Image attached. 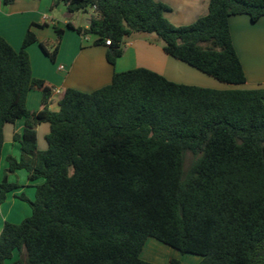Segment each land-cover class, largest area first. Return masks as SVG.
<instances>
[{
	"label": "trees",
	"instance_id": "16d2710c",
	"mask_svg": "<svg viewBox=\"0 0 264 264\" xmlns=\"http://www.w3.org/2000/svg\"><path fill=\"white\" fill-rule=\"evenodd\" d=\"M16 0H2L9 6ZM69 14L94 9L88 28L114 66L123 42L155 34L171 57L228 85L246 75L234 48L230 18L264 17V0H210L207 15L188 26L165 16L155 0H53ZM57 41L41 43L55 61ZM29 31L16 51L0 37V161L4 127L25 119L20 160L9 156L0 183V204L19 187L8 176L28 172L35 200L24 193L31 216L6 222L0 264H155L141 258L148 239L199 264H264V91L218 90L172 82L137 68L115 73L91 93L68 88L57 112L52 90L32 75ZM51 45L52 50L47 46ZM107 46V45H106ZM42 90V107L31 112L27 97ZM48 123V148L39 150L36 127ZM196 158L184 171L186 153ZM169 264H181L171 259Z\"/></svg>",
	"mask_w": 264,
	"mask_h": 264
},
{
	"label": "crops",
	"instance_id": "0c3cea01",
	"mask_svg": "<svg viewBox=\"0 0 264 264\" xmlns=\"http://www.w3.org/2000/svg\"><path fill=\"white\" fill-rule=\"evenodd\" d=\"M167 5L170 10L166 18L175 26H188L199 18L207 15L210 0H155ZM53 0H16L7 6L0 0V37L5 39L14 50L22 48L26 34L31 31L37 39L27 48L30 57L32 75L43 80L52 90L50 110H59V101L66 89L71 88L85 93L96 91L112 82L115 73L137 68L154 71L166 79L183 85L226 90L241 89L264 91V17L252 22L249 16L239 15L230 18V32L234 48L244 68L246 83L243 85H228L208 76L197 69L181 62L164 49L162 42L156 37L145 34H135L123 42V54L114 66L107 61L108 46L96 45L98 36L79 35L68 27L71 23L75 28H88L90 19L85 25L73 21L75 14H69L64 3L53 6ZM93 11L94 9L91 8ZM55 27L64 30L58 53L54 62L44 52L41 43L53 44L57 41ZM49 49V46H47ZM42 90L33 89L29 92L26 106L31 112H37L42 107ZM26 126L25 119L8 123L4 127V146L0 161V183L9 168L7 158L12 156L17 160L23 155L21 144L14 140V135H22ZM39 150H46V136L50 131L48 123H40L36 127ZM24 171V172H22ZM10 183H18L21 187L9 192L4 203L0 204V234L6 222L20 224L32 214L30 205L18 198L25 194L28 188L43 183V179L30 181L28 172L17 170L8 176ZM146 242L141 258L155 264H169V259L162 256L163 247L160 242ZM150 245L147 246V244ZM162 244V243H161ZM164 245V244H163ZM147 247V248H146ZM149 255L143 258L144 251ZM15 258L6 264H11ZM200 261H197L199 264Z\"/></svg>",
	"mask_w": 264,
	"mask_h": 264
},
{
	"label": "rangeland",
	"instance_id": "374dc122",
	"mask_svg": "<svg viewBox=\"0 0 264 264\" xmlns=\"http://www.w3.org/2000/svg\"><path fill=\"white\" fill-rule=\"evenodd\" d=\"M93 15H95V12L91 8L88 9L87 11H79V12H77L75 14V17H74L73 21L75 23H77V24L85 25L86 24V20L90 19ZM145 36H148L150 38L151 37H156L155 34H145ZM49 49L50 50L53 49L51 45H49ZM195 158H196V156L193 153H191V152L186 153L185 162H184V171L185 172H188L190 170ZM22 172H24V171H22ZM25 195L30 200H32V201L35 200V191H34L33 188H28L26 190V192H25ZM154 241H155V239H150L149 242L151 243V242H154ZM150 243H148L147 246L150 245ZM159 245L163 247L162 256H163L164 253L166 254L164 256V258L169 259V257L170 258L173 257L175 259L180 260L181 264H197V261H201V259H202L201 257L196 256V255L182 254L179 251H177V250H175V249H173V248H171L169 246L163 245L161 243ZM148 255L149 254L146 253V250H145L143 255H142V257L146 258V256H148ZM17 256H18V252H15V258H17Z\"/></svg>",
	"mask_w": 264,
	"mask_h": 264
},
{
	"label": "built area",
	"instance_id": "2783aa9c",
	"mask_svg": "<svg viewBox=\"0 0 264 264\" xmlns=\"http://www.w3.org/2000/svg\"><path fill=\"white\" fill-rule=\"evenodd\" d=\"M106 45H107V46H110V45H111V40H110V39H107V40H106Z\"/></svg>",
	"mask_w": 264,
	"mask_h": 264
}]
</instances>
